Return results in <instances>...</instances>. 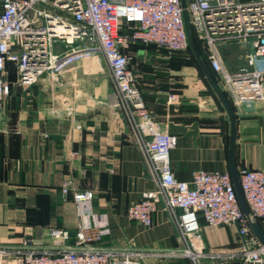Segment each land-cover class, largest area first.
I'll return each mask as SVG.
<instances>
[{
  "label": "crops",
  "instance_id": "0c3cea01",
  "mask_svg": "<svg viewBox=\"0 0 264 264\" xmlns=\"http://www.w3.org/2000/svg\"><path fill=\"white\" fill-rule=\"evenodd\" d=\"M55 49L61 50L60 44ZM127 52L148 118L159 132L177 137L169 153L175 177L189 181L197 169L227 171L231 176L229 119L198 62L190 61L187 52L170 53L154 44H132ZM7 70L10 90L0 110V245L27 241L39 248L72 246L77 224L82 223L101 229V240L90 247L181 246L164 202L149 227L126 215L127 206L153 189L155 180L145 168L138 139L115 105L117 96L102 53L93 51L56 78L41 76L26 89L11 63ZM262 83L264 89V78ZM231 106L237 176L244 168L264 169V100ZM68 180L70 189L64 194L61 187ZM74 190H91L93 198L75 203ZM257 221L264 231V219ZM200 223L208 247L236 244L235 225L208 226L202 219ZM54 230H67L68 238L56 239Z\"/></svg>",
  "mask_w": 264,
  "mask_h": 264
},
{
  "label": "built area",
  "instance_id": "2783aa9c",
  "mask_svg": "<svg viewBox=\"0 0 264 264\" xmlns=\"http://www.w3.org/2000/svg\"><path fill=\"white\" fill-rule=\"evenodd\" d=\"M193 35L204 42L208 66L220 87L239 106L264 100V0H186ZM124 30V31H121ZM61 50L55 49V44ZM154 44L170 53L188 50L180 0H0V110L9 94L7 63L26 89L41 76L56 78L66 68L99 51L107 61L116 106L140 143L145 168L155 187L127 206L130 220L149 227L159 203L171 211L181 246L173 248H98L97 226L78 223L72 246L39 248L23 241L0 245V264H147L148 260L186 258L190 264H264V245L252 233L242 212L229 172L194 170L189 181L175 177L169 153L177 137L159 132L148 118L127 49ZM244 48L245 66L230 72L218 46ZM64 47V49H62ZM70 114V111L67 112ZM239 186L250 214L264 219V169H241ZM71 181L61 191L66 194ZM93 198L91 190H74L75 203ZM208 226L233 224L236 244L208 247L200 220ZM64 241L67 230H54Z\"/></svg>",
  "mask_w": 264,
  "mask_h": 264
},
{
  "label": "water",
  "instance_id": "95a60500",
  "mask_svg": "<svg viewBox=\"0 0 264 264\" xmlns=\"http://www.w3.org/2000/svg\"><path fill=\"white\" fill-rule=\"evenodd\" d=\"M181 6L183 8V18L185 24V30L187 34V41L190 51L192 52L193 56L195 57L196 61L198 62L204 76L206 77L207 81L209 82L210 86L214 90L215 94L217 95L219 101L221 102L227 116L229 119L230 124V133H229V164H230V173L232 182L236 191V196L240 208L244 215L248 219L249 227L254 234V236L258 239V241L264 245V231L262 230L259 222L254 219L249 211V208L245 202L243 197L242 191L239 186L238 176L235 169V138H236V121H235V114L231 103L229 102L227 96L225 95L224 90L218 84L213 72L210 70L207 63L201 58L200 53L196 47L191 24L189 21V15L187 10V3L186 0H180Z\"/></svg>",
  "mask_w": 264,
  "mask_h": 264
},
{
  "label": "rangeland",
  "instance_id": "374dc122",
  "mask_svg": "<svg viewBox=\"0 0 264 264\" xmlns=\"http://www.w3.org/2000/svg\"><path fill=\"white\" fill-rule=\"evenodd\" d=\"M197 42L201 45L202 49L206 53L204 42L199 41V40ZM62 49H64V47H62ZM218 50H219V53L221 55L224 66L230 72H236L241 67L245 66V61H244V57H243L244 48L240 44H237V43L220 44L218 46ZM187 51L186 52L188 53V55H190L189 50H187ZM256 67L260 70H262V69L264 70V63H259L256 65Z\"/></svg>",
  "mask_w": 264,
  "mask_h": 264
},
{
  "label": "trees",
  "instance_id": "16d2710c",
  "mask_svg": "<svg viewBox=\"0 0 264 264\" xmlns=\"http://www.w3.org/2000/svg\"><path fill=\"white\" fill-rule=\"evenodd\" d=\"M121 31H124V30H121ZM194 36V35H193ZM194 40H195V44H196V47H197V49L200 51V54H201V57H202V59L208 64V60H207V58H206V56H205V54L202 52V50H201V48H200V46H199V43L197 42L198 40L196 39V37L194 36ZM136 45H137V43H135ZM135 44H133V45H135ZM143 45H148V44H143ZM188 50H189V52H190V55H188V53H187V56H188V58H190L189 60L190 61H194L195 63H197L196 62V60H195V58H194V56H193V54H192V52L190 51V49H189V47H188ZM167 51V50H166ZM188 52V51H187ZM225 92V91H224ZM225 95L226 96H228V94L225 92ZM229 99V101H230V98H228ZM230 103H231V101H230ZM231 105H232V103H231Z\"/></svg>",
  "mask_w": 264,
  "mask_h": 264
}]
</instances>
